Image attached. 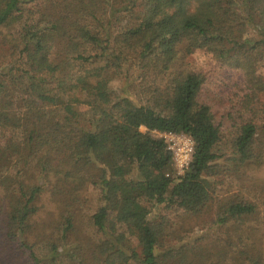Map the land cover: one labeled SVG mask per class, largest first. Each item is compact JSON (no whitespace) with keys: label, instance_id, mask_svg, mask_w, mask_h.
<instances>
[{"label":"trees","instance_id":"obj_1","mask_svg":"<svg viewBox=\"0 0 264 264\" xmlns=\"http://www.w3.org/2000/svg\"><path fill=\"white\" fill-rule=\"evenodd\" d=\"M199 50L240 74L221 114ZM235 116L226 159L263 166L264 0H0V264H264L241 227L264 225V196L216 199L213 228L166 240L184 238L161 208L180 225L214 201ZM164 132L193 139L180 175Z\"/></svg>","mask_w":264,"mask_h":264},{"label":"rangeland","instance_id":"obj_2","mask_svg":"<svg viewBox=\"0 0 264 264\" xmlns=\"http://www.w3.org/2000/svg\"><path fill=\"white\" fill-rule=\"evenodd\" d=\"M189 61L199 70L205 73L207 77V86L208 93L202 95V99L204 98L206 101L214 102L212 94L218 96L219 100L217 102V109L219 110V114L223 111L225 112V108L227 105H231L234 103V83H237L240 80V74L236 70L228 69L226 67H221L216 63V61L211 57L210 54H207L201 50L196 51L189 57ZM233 120H226L224 122L223 139L220 141V152L222 157L217 160V168H215V172L209 178L212 180V193L214 195V201L209 206L203 210L202 213L196 216L184 217L183 223L179 225V212L175 213V211H167L161 208V212H168L169 219L171 222H176L171 229L177 231L180 236H183V240L181 242L176 241L172 236L166 238L168 244L176 245V246H184L190 245L191 242L197 236H201L204 234V231L207 232L209 228L212 227L213 220L215 219L216 212V203L219 199L224 200L227 197H232L233 194H238L237 197L243 196L244 198L258 201L264 196L262 193V185L264 184V165H246L241 167L237 172L235 167H233L226 159L228 155H230L232 150V140L237 133L236 124L240 123L242 118L238 116L232 117ZM144 130V128H141ZM232 129V133H231ZM231 133V134H230ZM158 136L162 137V133H156ZM176 170V169H175ZM177 173V172H176ZM178 174V173H177ZM240 195V196H239ZM236 197V198H237ZM89 204L93 205V208H96L94 202H96L95 195H89ZM216 199L217 202H216ZM264 205L261 204L260 210L261 214L258 213L259 217L262 216V211L264 210ZM89 212L87 208L83 211L80 210L77 214L76 219V227L81 235V242L83 245L87 246V241L89 240V236H93L94 238H98V234L93 233L90 228V224L88 223ZM43 214V213H42ZM45 215V213H44ZM46 216V215H45ZM52 217H45L44 220H51ZM255 227L253 231L252 240L254 241V247L260 248L264 251V225L263 221L256 219H249L246 224L241 226L245 232L250 231V227ZM214 228L213 230H215ZM247 229V230H246ZM218 232H221L222 229H217ZM203 233V234H202ZM201 234V235H200ZM193 243V242H192ZM191 246V245H190ZM88 264H94L92 262Z\"/></svg>","mask_w":264,"mask_h":264},{"label":"built area","instance_id":"obj_3","mask_svg":"<svg viewBox=\"0 0 264 264\" xmlns=\"http://www.w3.org/2000/svg\"><path fill=\"white\" fill-rule=\"evenodd\" d=\"M166 148L171 152L173 165L180 175L189 166L194 151L193 139L184 133H162Z\"/></svg>","mask_w":264,"mask_h":264}]
</instances>
